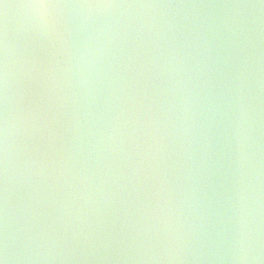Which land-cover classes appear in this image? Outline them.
<instances>
[{"label":"clouds","instance_id":"clouds-1","mask_svg":"<svg viewBox=\"0 0 264 264\" xmlns=\"http://www.w3.org/2000/svg\"><path fill=\"white\" fill-rule=\"evenodd\" d=\"M0 264H264V0H0Z\"/></svg>","mask_w":264,"mask_h":264}]
</instances>
